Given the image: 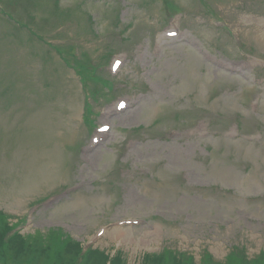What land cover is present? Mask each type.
Here are the masks:
<instances>
[{
	"label": "rangeland",
	"instance_id": "374dc122",
	"mask_svg": "<svg viewBox=\"0 0 264 264\" xmlns=\"http://www.w3.org/2000/svg\"><path fill=\"white\" fill-rule=\"evenodd\" d=\"M59 1L75 12L62 29L53 0H36L37 21L32 0L0 7V213L15 221L61 194L39 205L0 264H54L57 244L67 260L80 241L120 251V264H202L204 251L220 264L255 258L264 250V0H172L189 11L185 40L162 47L165 0ZM32 27L62 46L52 50L66 68ZM111 49L126 65L102 73L133 98L125 115L110 81L87 65ZM83 85L86 98L99 95L95 125L113 126L91 149L98 132L85 123ZM92 264L110 261L97 252Z\"/></svg>",
	"mask_w": 264,
	"mask_h": 264
}]
</instances>
